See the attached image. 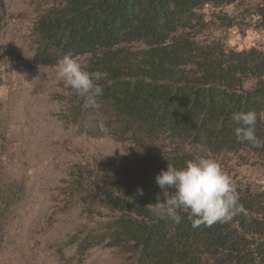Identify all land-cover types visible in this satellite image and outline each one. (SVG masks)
Listing matches in <instances>:
<instances>
[{
	"label": "trees",
	"instance_id": "16d2710c",
	"mask_svg": "<svg viewBox=\"0 0 264 264\" xmlns=\"http://www.w3.org/2000/svg\"><path fill=\"white\" fill-rule=\"evenodd\" d=\"M30 28L34 65L70 56L109 73L94 106L68 88L72 121L121 145L119 160L71 168L81 212L98 218L78 251L111 247L128 264H264V184L239 175L264 173V148L238 142L231 119L255 112L264 140V46L228 43L230 31L264 33V0H50ZM197 154L220 164L246 213L197 229L184 213L179 224L153 217L155 175Z\"/></svg>",
	"mask_w": 264,
	"mask_h": 264
},
{
	"label": "rangeland",
	"instance_id": "374dc122",
	"mask_svg": "<svg viewBox=\"0 0 264 264\" xmlns=\"http://www.w3.org/2000/svg\"><path fill=\"white\" fill-rule=\"evenodd\" d=\"M49 4L0 0V264H128L111 247L78 251L98 218L81 212L71 168L118 159L121 145L74 123L57 68L33 64L30 27ZM238 37L228 32V43L264 46V33ZM260 172L242 167L239 175L264 184Z\"/></svg>",
	"mask_w": 264,
	"mask_h": 264
},
{
	"label": "clouds",
	"instance_id": "9594fccd",
	"mask_svg": "<svg viewBox=\"0 0 264 264\" xmlns=\"http://www.w3.org/2000/svg\"><path fill=\"white\" fill-rule=\"evenodd\" d=\"M57 75L66 88L84 99L85 108L94 106L95 98L103 90L100 81L109 77L106 71L89 72L70 56L58 61ZM231 119L236 125L234 135L238 142L264 148V140L257 136L255 112L237 111ZM154 179L160 189L150 208L155 218H168L179 224L181 213H184L191 227L197 229L201 225L211 227L216 223H227L246 213L232 179L215 159L205 155L197 154L179 168L167 163ZM137 192L143 195L142 189L138 188Z\"/></svg>",
	"mask_w": 264,
	"mask_h": 264
}]
</instances>
